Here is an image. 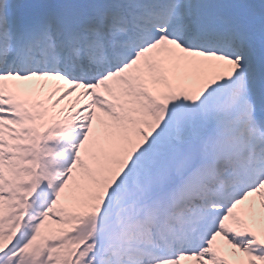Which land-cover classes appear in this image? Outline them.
Instances as JSON below:
<instances>
[{
	"label": "snow or ice",
	"instance_id": "obj_1",
	"mask_svg": "<svg viewBox=\"0 0 264 264\" xmlns=\"http://www.w3.org/2000/svg\"><path fill=\"white\" fill-rule=\"evenodd\" d=\"M0 264H264V0H0Z\"/></svg>",
	"mask_w": 264,
	"mask_h": 264
}]
</instances>
